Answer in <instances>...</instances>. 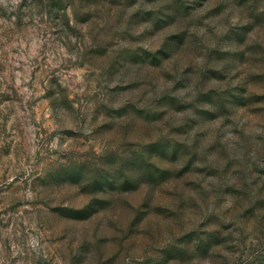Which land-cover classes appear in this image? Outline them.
Listing matches in <instances>:
<instances>
[{
	"label": "rangeland",
	"instance_id": "rangeland-1",
	"mask_svg": "<svg viewBox=\"0 0 264 264\" xmlns=\"http://www.w3.org/2000/svg\"><path fill=\"white\" fill-rule=\"evenodd\" d=\"M0 264H264V0H0Z\"/></svg>",
	"mask_w": 264,
	"mask_h": 264
}]
</instances>
